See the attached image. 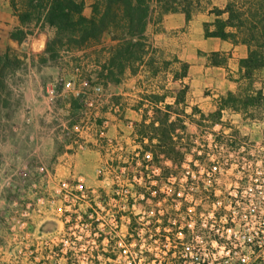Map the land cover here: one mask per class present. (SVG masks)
<instances>
[{
	"label": "built area",
	"instance_id": "built-area-1",
	"mask_svg": "<svg viewBox=\"0 0 264 264\" xmlns=\"http://www.w3.org/2000/svg\"><path fill=\"white\" fill-rule=\"evenodd\" d=\"M76 72L65 91L88 102L92 95L100 99L94 75L81 79ZM103 129L97 144L115 158L97 169L99 187L62 184L64 198L79 200L85 210H64V227L41 248L47 257L57 264H264V170L239 175L237 168L246 165L231 158L242 146L238 139L226 145L209 133L204 159L187 160L185 173L163 178L150 151L128 150L105 138ZM76 146L82 151L86 144ZM202 198L212 205L200 210Z\"/></svg>",
	"mask_w": 264,
	"mask_h": 264
},
{
	"label": "crops",
	"instance_id": "crops-1",
	"mask_svg": "<svg viewBox=\"0 0 264 264\" xmlns=\"http://www.w3.org/2000/svg\"><path fill=\"white\" fill-rule=\"evenodd\" d=\"M197 19L199 15L192 16L188 22H185L181 14H167L160 22L153 21L148 24L145 36L154 45L158 43V40L173 33L181 32L179 36H187L192 25L197 24ZM203 23L201 22L198 26L199 38L192 43L186 42V45L180 46V38H173L174 43L171 44V48H167L171 53L170 60H167L168 58L158 60L159 56L155 50L157 48L154 46L155 49L143 57L142 63L136 61L131 66L127 65L116 83L103 79L97 80L94 75L93 77L102 87L103 96L100 99H95L92 95L90 102L83 99L78 100L70 93L65 94L63 82L54 78H48L47 81L30 79L28 82L29 106L26 107L29 109L30 119L27 118L28 112L23 115L19 114L20 122L22 123L23 118L27 116L30 126H18L16 122L14 123L16 127L5 125L4 122L7 123L8 120L15 121V118L17 121L19 119L17 116L13 118V111L4 116L0 115V127L3 128L0 129V133L3 132L12 137L18 134L26 136L30 139V146H23H27L30 150L11 144L9 158L12 157L11 159L1 158L2 171L7 172L9 167H14L20 161L30 162V167H32L35 163L33 160L38 159L40 162L36 163L44 167L45 173L38 175L37 181L39 185L46 186L48 193H59L62 190V184L66 183H70L74 188L83 184L98 187L101 183L97 181L96 169L108 158H115V151L97 144L98 133L103 127L105 138L117 141L127 149H135L138 146L142 147L141 143L147 144L146 139L140 142V137L136 133L137 126L143 120L148 123L153 108L162 106L161 103L152 102L151 96H165L164 103L171 105L174 103V92L185 87L187 108L202 109L200 107L203 106L206 110L199 111L208 113L215 110L219 99L227 92H240L243 82L239 80L238 61L246 56V48L233 46L218 39H206L203 36ZM175 43L178 44L175 45ZM115 45L116 41L112 40L110 35L104 34L99 43L81 51L69 52L67 55L74 60H84L88 69L96 70L97 66L106 63L111 58V47ZM35 51L44 56L42 53L44 36L42 34L30 36V56H34ZM180 51L185 53L179 54ZM211 53L223 55L226 58V66L212 67L208 61ZM150 57L156 59V62L148 68L145 64ZM162 61L169 63L166 68H163ZM181 63L188 65L186 77L182 81L173 80V75L180 71ZM32 65L34 72L36 71L35 74H39L43 69L55 68L48 61L45 67L40 66L35 60L32 61ZM261 87L259 86L258 90ZM21 108L23 105L17 103L15 111L18 112ZM3 110H7V107ZM19 112L22 113V110ZM225 112L232 113L229 110ZM128 124L132 125V129L128 128ZM79 142L86 144L82 151L77 150L76 144ZM2 144L7 143L4 141ZM29 195L30 189L27 193V196ZM23 225L20 226L21 228L0 230V250L11 244L15 245L14 251L20 248L21 250L30 249V244L35 238V233L30 232L31 225L34 230L38 228L40 231H45L41 222L33 221L30 224V211L27 224ZM14 230L15 232H11ZM2 253L1 258L7 260L15 258L17 254Z\"/></svg>",
	"mask_w": 264,
	"mask_h": 264
},
{
	"label": "rangeland",
	"instance_id": "rangeland-1",
	"mask_svg": "<svg viewBox=\"0 0 264 264\" xmlns=\"http://www.w3.org/2000/svg\"><path fill=\"white\" fill-rule=\"evenodd\" d=\"M201 1L202 6H206V9L210 10L211 7L215 6L221 8L226 0ZM93 2L94 0H84L83 15L85 17H89L92 14L91 7ZM28 5L29 0H15L16 8L12 9L9 0H0V57L3 58L5 55L8 56V62H6L5 65L6 67L0 70V115L4 116L6 113L9 114L13 111L14 114H12V116L14 118L16 116L19 117V114L23 115L28 112V117L26 115L25 116L30 119L29 109L26 108L29 106L28 100L30 98V87H28V82H30V79L47 81L48 78H54L63 82L64 85L70 78H75V75L77 74L76 69H78V72L81 73L85 68H87V65L84 60L80 61L79 65L77 63V65L74 64L72 59L65 53V39H62L61 45L58 43L56 46V49L60 54V57L56 62L50 60L46 55H39L37 51L34 52V56H30V36H33L34 34H42L44 36L45 48L46 42L51 41L54 38V30L48 26L41 28L34 22V19H32L30 23L22 25L19 18L21 14L29 11ZM207 10L193 15H199V19L196 20L197 24L192 25L189 35L187 36H179L181 32H179V34L173 33L158 40V43L155 45L152 44L150 40L148 41V37L146 36L147 43L150 46L149 51L157 48L155 50L159 56V58L157 57L158 60H165V58L170 60L171 53L167 50V48H171V44L175 41L174 39L180 38V46L186 45V42L192 43V41L199 38V24L201 22H211L213 20V16L208 15ZM149 24H151V22ZM16 30H23L25 32L26 38L24 41L18 42L10 38V35ZM97 43H99L97 40H92L91 44L86 46V48ZM176 44L178 43H175V45ZM154 46L156 47L154 48ZM42 53L44 54V51H42ZM181 53L185 52L180 51L179 54ZM33 60H35L42 67H45L46 62L48 61L55 68L51 70L43 69L39 74H35L36 71L34 72L32 65ZM42 60H44L43 63H41ZM86 70H89L88 72H90L91 75L93 74V70L88 68ZM81 79L88 78L82 74ZM262 82H264V70L257 73L255 81L252 85V90H250L247 83L244 82L242 83V89L245 91L247 88V91H249L250 94H253L256 90H258L259 86H262ZM261 88L263 89V86ZM63 91L65 94L68 93L64 90V87ZM16 102L23 105V108L19 109L18 112L15 111ZM184 105L186 111L185 113L188 115L191 114L192 108H196L197 110H206L203 106L200 107L202 109H199L197 107L187 108L188 106L186 103H184ZM5 107H7V110H3ZM20 110H22V113L19 112ZM26 117L23 118L22 123L20 122V117L17 121L14 118L15 121L8 120L7 123H4L5 125L16 127L14 124L16 122L18 126L29 127L30 121ZM197 120V114H194V116L192 115L190 120L186 117L184 118L185 129L180 133L181 140L179 144L182 146L183 151H186L185 157L178 167L177 165H172L170 162H165L163 166L164 168L161 167L163 169V178L169 173H176L179 175L185 173L187 169V160L204 159L206 153V143L210 142L208 134L214 131L219 135L218 138L223 139V143H226V145L230 138H233V140L238 139L239 142L242 143L241 147H236L235 150L231 151V153L234 152L231 154V158L234 159L237 164L243 163V165H246V167L243 168V171L240 170V167L237 168V170H239V175L244 176L252 174L256 171L259 173L264 170V100L260 102L257 107H251L245 112H232L230 114L223 112L219 123L211 124L210 121H205L198 125V123H196ZM0 129L3 128L0 127ZM14 138L16 139L10 141ZM194 140H196V143ZM218 140L219 139H216V141ZM4 141L7 144L1 145ZM11 144H16V146H22L25 150H30L27 148V146H30V139L22 134L12 137L10 135H5L3 132L0 133V230L4 228H21L20 226H24L21 224L22 222L23 224H27L28 213L30 211V224L33 221L36 223L41 222V224H43V230L45 231H40L38 228V231L36 228L34 230L31 225L30 232L35 233V238L30 244V249L21 250L20 248L21 251L19 249L14 251L16 249L15 245L11 244L10 246H5L2 250H0V264H57V262H54L53 259L47 257V252L42 251L41 248L43 243L48 238L57 236L60 233V230L64 227V210H72V212H74V210H85V208L79 204L82 202L73 197L64 198L62 191L59 193H48V191H46V186L38 184L37 176L45 173L44 167L36 163L40 162L38 159L33 160L35 163L32 167H30V162L22 163V161H20L19 163H16L14 167H9L7 172L2 171L3 168L1 165L3 161H1V158H9V155L11 154L9 151L11 150ZM225 151L226 150L224 148V151L221 153L222 158L227 156L225 155L226 153H224ZM11 157L9 159H11ZM248 163L251 164L250 168L247 166ZM101 165L102 163L98 166V168H100ZM225 183L228 184L227 181H225ZM66 185L68 187H72V189L74 188L70 183H66ZM82 186L89 189L94 188L93 186L84 184ZM28 189H30V197L27 196ZM137 200L138 199L136 198V201ZM85 203L86 204H83L87 205V208H89L90 201L87 200ZM150 205V202H147L146 204L141 203L139 206L137 203L135 204V210H140L141 207ZM208 205L211 206L212 201L208 202L205 198H202L198 206L200 207V210H204L208 207ZM165 206H170V204L166 202ZM11 232H15V230ZM65 233H68V231H65ZM2 252H4L5 255L17 254L15 258H9L7 260L5 258H1L3 254ZM58 264L65 263L62 261Z\"/></svg>",
	"mask_w": 264,
	"mask_h": 264
},
{
	"label": "trees",
	"instance_id": "trees-1",
	"mask_svg": "<svg viewBox=\"0 0 264 264\" xmlns=\"http://www.w3.org/2000/svg\"><path fill=\"white\" fill-rule=\"evenodd\" d=\"M9 1L15 9V0ZM28 6L29 11L19 18L20 23L26 25L34 19L41 28L48 26L54 30V38L46 42L44 48V55L54 62L60 57L56 46L62 44V39L66 40L65 53L68 54L84 50L92 40L100 42L104 34L110 35L116 41V45L111 47L112 56L106 63L97 66L92 75L97 80L115 83L127 65L131 66L136 61L142 63L143 57L153 51H149L145 36L150 22H160L164 15L177 13L188 22L195 13L207 10L201 0H94L89 17L83 15L84 0H29ZM207 13L213 16V20L202 24L206 39H218L246 48V56L238 61L239 80L247 83L252 90L257 73L264 70V0H226L221 8L211 7ZM10 38L22 42L26 38L25 32L16 30ZM72 60L80 64V60ZM208 61L212 67L226 66V58L218 53H211ZM6 62L7 55L0 57V70L6 67ZM155 62L156 59L150 57L145 65L151 68ZM162 64L166 68L169 63L162 61ZM86 69L81 73L90 79L92 75ZM179 69L173 80L182 81L186 77L188 65L181 63ZM262 86L264 89V82ZM263 89L253 94L247 88L238 93L227 92L212 112L202 113L192 108L189 115L184 107L185 87L174 92V103L171 105L164 103L165 96H151L152 102L162 106L154 107L149 122L143 120L136 128L140 142L147 140V144L141 143L142 149L152 153L156 165L163 167L165 162H170L178 167L186 154L179 144L180 133L185 129V117L190 120L192 115L197 114L198 125L205 121L219 123L225 111L240 113L257 107L264 100Z\"/></svg>",
	"mask_w": 264,
	"mask_h": 264
}]
</instances>
